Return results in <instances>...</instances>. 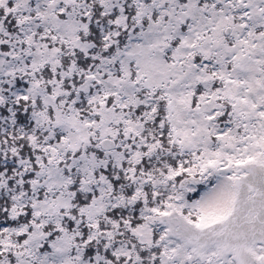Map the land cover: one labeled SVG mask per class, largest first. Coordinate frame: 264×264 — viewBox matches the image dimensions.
<instances>
[{
    "label": "snow or ice",
    "instance_id": "obj_1",
    "mask_svg": "<svg viewBox=\"0 0 264 264\" xmlns=\"http://www.w3.org/2000/svg\"><path fill=\"white\" fill-rule=\"evenodd\" d=\"M0 264H264V0H0Z\"/></svg>",
    "mask_w": 264,
    "mask_h": 264
}]
</instances>
